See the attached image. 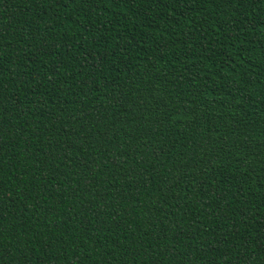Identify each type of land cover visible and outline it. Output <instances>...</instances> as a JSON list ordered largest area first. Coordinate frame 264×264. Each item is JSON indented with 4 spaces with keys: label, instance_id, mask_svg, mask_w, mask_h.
<instances>
[{
    "label": "trees",
    "instance_id": "trees-1",
    "mask_svg": "<svg viewBox=\"0 0 264 264\" xmlns=\"http://www.w3.org/2000/svg\"><path fill=\"white\" fill-rule=\"evenodd\" d=\"M0 264H264V0H0Z\"/></svg>",
    "mask_w": 264,
    "mask_h": 264
}]
</instances>
